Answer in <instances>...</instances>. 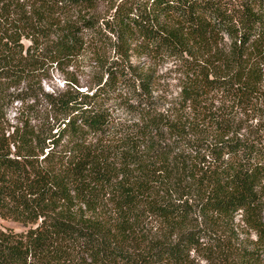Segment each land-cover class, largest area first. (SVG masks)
<instances>
[{"label":"trees","instance_id":"obj_1","mask_svg":"<svg viewBox=\"0 0 264 264\" xmlns=\"http://www.w3.org/2000/svg\"><path fill=\"white\" fill-rule=\"evenodd\" d=\"M100 1L0 0V219L18 226L0 224V264H195L206 247L207 264H263L264 125L240 135L235 113L205 98L219 88L253 101L264 0H110L103 26L59 18ZM85 31L110 39L113 56L95 53L99 78L45 91L50 68L85 50ZM222 35L229 51L213 52ZM132 51L188 58L176 102L195 121L153 109L151 75L130 71ZM119 111L131 130L118 127ZM102 193L112 208L100 214ZM238 213L257 238L234 249Z\"/></svg>","mask_w":264,"mask_h":264},{"label":"rangeland","instance_id":"obj_2","mask_svg":"<svg viewBox=\"0 0 264 264\" xmlns=\"http://www.w3.org/2000/svg\"><path fill=\"white\" fill-rule=\"evenodd\" d=\"M116 0H113L115 2ZM123 0H117L120 3ZM113 2L110 0H104L97 3L94 8L86 7H76L72 11H68L66 14H62L59 18L70 19L74 22H79L81 16L91 17L100 22V26L105 23L106 20L110 19L114 13ZM87 32L86 35V48L80 54L78 58L73 61L72 66L65 69H58L52 66L49 71V77L43 79L42 86L45 91L52 92V90L61 92L66 89V80H71L75 78L79 81L80 87L85 88L89 86L92 81L99 78L100 73L98 72L97 62L95 60L96 54L98 56H113L112 47H110V39L103 43H92L93 34ZM222 38H218L217 44H214L213 52L220 51L228 52L230 49L231 41L227 35H222ZM115 40V38H112ZM142 40L138 37L132 40V46L142 45ZM93 44L94 46H91ZM190 44V43H189ZM109 45V46H108ZM191 45V44H190ZM196 48H200L199 45H194ZM96 53V54H95ZM131 64L133 68L130 69L131 72L137 74H150L151 75V100L155 102L153 109L158 111L160 114L166 115H183L190 120H194L193 114L189 113L188 108H184L182 105L178 104L176 100L179 98L181 89L183 85L188 82V67L186 62L183 60H175L170 56H157L148 54H136L132 51ZM208 60L212 61L213 58L208 57ZM69 72V73H68ZM65 85V86H64ZM126 93V92H125ZM126 95V94H124ZM128 98V97H126ZM206 104L213 107V109L220 112L225 111L230 113H235V124L240 131V135H245L249 137H256L263 130L264 125V81L261 83L258 91L254 94L253 101L250 103H241L228 89H211L205 98ZM169 113V114H168ZM11 117L15 115V111H10ZM117 116L116 122H118V127L123 124H128L132 122L128 120L127 114L122 111L115 113ZM191 117H194L192 119ZM128 121V122H127ZM195 121V120H194ZM129 123L125 126V129L131 130L133 127ZM126 132V131H124ZM124 132L120 133L123 134ZM261 198L264 203V185L261 191ZM112 208V204L108 201V195L101 194L98 197V213L103 214L108 212ZM241 214L235 215L233 224L235 232L238 234V242L234 240V245L232 248L237 249L243 246H249L257 238V233L249 225L245 224L241 220ZM264 216V212H263ZM157 222H154L152 218L147 219V228L150 229L153 226H157ZM0 224L2 226H10L18 228L17 225L11 222L3 221L0 219ZM228 236V235H227ZM202 249L200 252H192L195 264H207L212 263L208 260V251ZM264 264V261H263Z\"/></svg>","mask_w":264,"mask_h":264}]
</instances>
